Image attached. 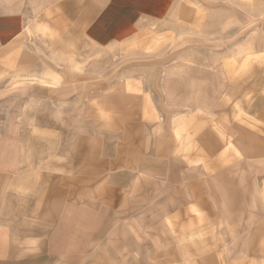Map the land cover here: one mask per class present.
<instances>
[{
  "label": "crops",
  "instance_id": "0c3cea01",
  "mask_svg": "<svg viewBox=\"0 0 264 264\" xmlns=\"http://www.w3.org/2000/svg\"><path fill=\"white\" fill-rule=\"evenodd\" d=\"M204 1L187 9L182 0H0V85L14 84L0 90V264H85L87 228L96 236L104 212L140 208L118 205L148 197L143 191L162 164H182L177 134L191 128L171 129L166 121L189 111L166 109L167 103L185 101L194 109L199 101L229 100V61L185 58L159 79L127 77L112 90L104 88L101 73L72 81L57 69L69 42L78 56L87 47L104 50L150 37L155 26L157 42L174 36L182 43L264 21V0ZM61 42L69 43L65 52ZM43 117L49 124L38 122ZM37 139L49 140L48 157L34 152ZM258 184L253 193L243 191L260 204L249 207L257 216L248 222L245 201L238 211V264H264ZM91 214L96 221L87 227Z\"/></svg>",
  "mask_w": 264,
  "mask_h": 264
},
{
  "label": "rangeland",
  "instance_id": "374dc122",
  "mask_svg": "<svg viewBox=\"0 0 264 264\" xmlns=\"http://www.w3.org/2000/svg\"><path fill=\"white\" fill-rule=\"evenodd\" d=\"M201 5H205L204 0H182L181 7ZM157 29L155 26L148 32L150 37L139 36L117 47H87L86 53L78 56L73 55L72 42L57 44L64 52L69 44L68 51L59 55L57 72L70 80L91 79L101 73L107 83L104 88L111 90L127 77L159 79L168 66L185 58L192 63H230L229 100L199 101L194 109L185 101L167 103L171 106L166 109L189 111L166 121L171 129L187 124L191 128L182 132V137L177 134L184 150L175 155L183 158L182 164L178 160L162 164L158 174L150 175L149 188L143 191L148 197L129 198L118 205L140 208L128 214L104 212L99 221L103 228L97 229L96 236L87 228L85 264H238V211L245 201L247 212L251 211L246 214L248 222L257 216L249 207L260 200L247 194L244 198L243 191L253 193L257 182L264 191V21L240 23L224 35L222 31L214 37L182 43L174 36L160 37L157 42ZM13 85L9 80L0 90ZM38 122L47 125L49 119L39 118ZM36 151L38 157H48L49 140L37 139ZM196 169L197 174H192ZM194 178L197 181L190 183ZM262 202L264 205V197ZM90 217L86 226L94 227L95 216ZM114 224L116 228L110 229Z\"/></svg>",
  "mask_w": 264,
  "mask_h": 264
}]
</instances>
